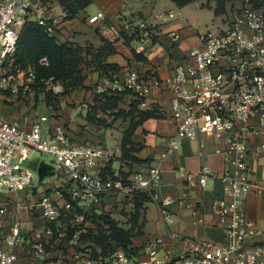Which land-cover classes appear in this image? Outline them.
<instances>
[{
    "label": "built area",
    "instance_id": "built-area-1",
    "mask_svg": "<svg viewBox=\"0 0 264 264\" xmlns=\"http://www.w3.org/2000/svg\"><path fill=\"white\" fill-rule=\"evenodd\" d=\"M52 1L0 0V94L21 98L31 90L33 68L12 70L10 63H5L22 27L30 21L42 25L49 34L60 36L61 17L46 13ZM85 19L111 42L127 32L138 42V51L150 39L147 30L137 31L132 26L138 24L142 28L144 22H106L101 10L88 13ZM169 34L173 41L179 39L177 30ZM199 39L200 45L189 48L174 72L165 77L146 75L131 67L123 78L103 75L93 86L96 94L130 93L143 108L148 107L154 87L169 90V117L175 132L145 171L102 174L99 163L104 148L71 139L58 119L44 128L50 119L48 114H40L32 121L0 116V215L10 214L5 236L10 246L20 241L22 210L31 214L37 206L47 224L45 231L51 233L52 224L60 221L67 210L90 211L91 207L131 200L146 193L156 202L164 221L170 223L169 205L173 199L157 193L161 162L174 153L182 139L194 140L201 134L225 145L227 166L213 175L221 181L222 190L211 201V213L221 227L220 239H191L185 249L174 252L163 244L162 237H156L148 241L142 253L128 251L118 244L102 252L83 245L76 234H71L73 239L59 243L62 250L69 251L63 264H264V230L250 223L244 202L251 191L264 193V180H253L248 167L249 156L264 158V140H252L264 134V0L241 6L223 25L201 32ZM39 63L46 64V57H40ZM34 151L52 157L50 175L57 198L42 194L36 202L23 203L17 193L38 178L36 170L26 162ZM231 152L234 157L229 156ZM36 161L35 168L40 163ZM207 172L204 166L197 176L185 173V179L190 184L204 185ZM10 194L14 197H8ZM11 199L13 210L6 205ZM192 215L194 224L203 222L195 211ZM44 244L41 239L36 241L27 262L13 248H0V264H39Z\"/></svg>",
    "mask_w": 264,
    "mask_h": 264
},
{
    "label": "crops",
    "instance_id": "crops-1",
    "mask_svg": "<svg viewBox=\"0 0 264 264\" xmlns=\"http://www.w3.org/2000/svg\"><path fill=\"white\" fill-rule=\"evenodd\" d=\"M193 3H197L200 8L204 6L202 0H193L182 6L176 5L173 0H93L73 18L61 17V11L55 7V2L46 11L47 14H58L61 17L60 36L62 34L68 36L70 40L78 42L87 49L85 53L87 62L83 64L82 70L83 83L68 93V101L76 103L77 106L75 108L64 107L65 99L63 98L58 108H50V114L57 115V118L50 117L47 124L52 125L54 120L58 119L65 124L66 128L68 127L67 132L71 139L101 145L104 148V156L100 159L99 171L102 174L127 175L134 171H145L165 148L168 137L175 132V126L169 117L170 92L166 87L153 88L148 99V107H140L132 94L123 93L115 106L105 108L107 97L96 94L93 91V83L106 75L105 73L123 78L131 67L138 68L146 75L154 74L158 77L173 73L176 64L187 50L200 45L199 34L201 32L191 26L195 23L194 21L200 24V20L195 18L196 8L191 7ZM187 6L190 7L187 8ZM97 10L105 13L106 22L119 20L129 23L151 22L159 24V30L154 40L149 39L140 51H138V42L124 34L126 38L122 35L111 42L114 48L112 53L95 59L91 53L104 46V38L94 25L86 22L85 15ZM212 13L217 15L214 11ZM174 29L180 35L177 41H173L169 34ZM134 51L142 55V59L136 58ZM88 105L96 111V115L108 112L114 120L112 125L110 126L111 122L102 125L103 120L92 122L90 121L93 120L92 115L88 116L90 120L85 119L84 115ZM79 110L81 114L76 115ZM117 110L121 111V115L114 114ZM82 121L84 130L77 126ZM129 127H131L130 143L126 146L132 149L124 154L122 137ZM252 140H264V134L254 139L252 137ZM224 149L225 145L222 141L200 134L194 140L182 139L174 153L163 159L161 183L157 193L159 196L169 195L173 199L169 205L172 221L170 223L164 221L154 200L145 201L141 213L140 233L132 238L133 243L138 246V252H144L148 241L156 237H162L163 244L174 252L185 249L191 239L217 240L221 238V227L215 222L211 213V201L221 194L222 183L218 178H213V175L220 174L227 166ZM234 155V152L229 154L230 157ZM204 166L208 169V177L204 185L190 184L186 181L185 173L197 176L202 173ZM248 167L253 180H264V158L249 156ZM49 178L53 179L51 175ZM48 180L47 178L46 182ZM48 185L47 183V187ZM53 185L50 183L49 189L45 191L36 189V193L28 197L27 203L36 202L42 194H48L56 199ZM8 197L12 198L14 195L10 194ZM244 202L250 223L264 230V193L251 191L245 197ZM6 205L10 210L14 209L12 199ZM121 207V202L111 201L103 207H91L89 210L97 214H104L107 211L109 215L113 211H119ZM192 211L203 217L202 223L192 222L194 218ZM9 220L10 214L0 215V248H13L27 262L30 253L34 250V244L41 239L45 241V244L43 252L38 256L39 264L64 263L69 251L62 250L59 243L62 240L73 239L68 233L70 226L66 221L60 220L53 223L51 226L53 231L48 233L45 231L47 224L40 215L39 206L31 214L23 209L20 241L10 246L5 239L9 232ZM57 230L61 234L57 233Z\"/></svg>",
    "mask_w": 264,
    "mask_h": 264
},
{
    "label": "trees",
    "instance_id": "trees-1",
    "mask_svg": "<svg viewBox=\"0 0 264 264\" xmlns=\"http://www.w3.org/2000/svg\"><path fill=\"white\" fill-rule=\"evenodd\" d=\"M58 3L64 8L66 14L63 18H73L79 11L83 10L93 0H57ZM178 6H182L193 0H173ZM226 0H216L213 7L215 14L224 12ZM260 1V0H259ZM255 3H258V1ZM154 40V36L152 37ZM104 46L96 52L91 53L92 57L99 59L105 57L114 51L111 41L103 39ZM100 52V53H99ZM102 52V53H101ZM85 53L87 49L82 48L79 44L72 41H58L55 35L49 34L42 25L30 21L25 24L16 40L14 51L8 56L5 64L9 65L12 70L15 68L26 69L32 67L35 72L34 83L31 84L30 89L44 93V101L47 106L53 109L58 108L61 98L72 91L74 88L82 85L83 83V64H86ZM45 56L47 59L46 64L39 63L40 57ZM134 56L142 59V55L134 51ZM106 75H110L105 73ZM48 83H60L63 89L59 92H53L52 89H46ZM107 97L105 101V108L115 106L116 101L120 99V94H101ZM137 102V100H135ZM109 103V104H108ZM138 103V102H137ZM116 116L121 115V111L114 112ZM149 115V113H147ZM131 127L125 130L122 137V151L127 154L132 147L126 146L130 143L129 135ZM151 197L146 193H139L134 198V219L132 225L128 227H121L117 225L113 218L107 217L108 214H98L102 219V223L106 222L108 226L104 229L108 231L106 235L103 234L100 226L103 224L97 223V229L101 245L106 241V237H113L128 251H137L138 246L133 243V237L140 233V226L142 219L137 224L138 216L141 214L139 209L143 210V203L150 200ZM89 214L88 212H86ZM94 214V212H93ZM136 229V230H135ZM97 235V234H96Z\"/></svg>",
    "mask_w": 264,
    "mask_h": 264
},
{
    "label": "rangeland",
    "instance_id": "rangeland-1",
    "mask_svg": "<svg viewBox=\"0 0 264 264\" xmlns=\"http://www.w3.org/2000/svg\"><path fill=\"white\" fill-rule=\"evenodd\" d=\"M255 1L259 2V0H226L224 12L219 13L221 16L220 15L215 16L212 13L213 12L212 7L215 6L216 0H202V5H204V6L201 8L198 6L197 3H193V4H191V7L196 8L197 13L195 15V18L200 20V24H196V21H194L195 23H192L191 26L196 28L197 31H199V32H204L205 30L213 27L214 25H217V24L223 25L226 21L230 20L233 17L234 13L241 6H244V5L250 4V3H255ZM54 2L56 4L55 7H57L61 11L60 16L64 17V15L66 14V11L58 3L57 0H53L51 5H53ZM188 7H190V6H187V8ZM81 11H79L78 14ZM144 25L145 26H143L142 28H140L138 24H135L132 26L134 28H136L137 31H140L141 29L147 30V32L149 33L150 39L153 36L155 37L157 34V31L159 30V28H158L159 24H156V23L153 24L151 22H144ZM126 35H127V32H126ZM123 36H124V38H126L125 35H123ZM57 39L60 42L72 41L68 38V36H65L63 34L61 36H59ZM72 42L79 44L76 41H72ZM79 45L83 48V46L81 44H79ZM95 83H93L92 87L94 86ZM46 89H52L53 92H59L63 89V87L60 83H48L46 86ZM63 98L65 99L64 107L75 108L77 106L76 103H72V102L68 101L69 100L68 99L69 94H66L65 96H63L61 98V100ZM45 105L46 104L44 101V93L42 91L35 92L33 90H30L28 93H26V95L24 97H21V98L0 94V116L4 117V118H10L11 116H18V117H22V118L25 117L28 120L32 121L41 113L48 114L52 118H57V115L50 114V112H51L50 108L51 107H49L47 105L45 106ZM90 108L91 107H89V105H88L87 106V112H86L87 116H86V114L84 115L85 119L90 120L88 116L92 115L93 120H90V121L96 122L97 120L98 121L103 120L102 125L107 123V122H111L110 126L112 125L114 120L112 119V116L108 112H105L104 114L102 113L100 115H96V111H94L93 108H91V109ZM79 114H81L80 110L78 112H76V115H79ZM84 116L82 115V117H84ZM82 119H84V118H82ZM46 125H47V122L44 123V125H43L44 128ZM64 126H65V124H64ZM77 126L82 130L85 129L83 121L81 122V124L78 123ZM65 128H66V126H65ZM66 130H68V127L66 128ZM34 160L35 161L38 160V161H36L37 163L46 162V163L51 164L52 157L42 155L39 152L34 151L31 155V158L28 159L26 162L30 163L31 166H33V168L36 170L37 167L35 168L36 163ZM49 175H50V173H48V175L46 176L49 179L47 182H46V178H44L42 181H38V178L35 179L33 181L32 185L27 187L24 191L20 192L19 199L23 203H27L28 197L30 198L32 196V193L35 194L36 189H37V191H40L41 189H43L42 191L49 189L50 183L53 185V181L49 178ZM47 183L49 184L48 187H47ZM134 198L131 200L124 199V201L121 202L122 207L120 209H118L119 211H116V212L113 211L112 214L108 215L107 217L113 218L116 221L117 225H119L121 227H128V226L132 225L133 219H134ZM139 211H140V213H142V209H139ZM86 212H88L89 214H87ZM59 220L66 221L70 226V227H68V233L76 234L79 237L80 241H82L83 245H87V244L90 245L91 249L94 251H95V249H98V250H101L102 252H106L108 249L111 248V246L116 245L118 242L113 237H106V241L102 243L104 245H101L100 240H99L100 237L98 234L97 223L98 224L102 223V219L100 217H98L97 213L93 214L92 211L83 212L81 209H76V212L70 213V211L67 210L66 214L61 215ZM137 221H138L137 224H139L141 221V214L138 216ZM102 224H103V226L102 227L100 226L99 228H101L103 234L106 235L108 233V231L104 228H106L108 226V224L106 222H104ZM95 237L96 238L99 237V239H95Z\"/></svg>",
    "mask_w": 264,
    "mask_h": 264
},
{
    "label": "water",
    "instance_id": "water-1",
    "mask_svg": "<svg viewBox=\"0 0 264 264\" xmlns=\"http://www.w3.org/2000/svg\"><path fill=\"white\" fill-rule=\"evenodd\" d=\"M53 169V165L46 163V162H40L36 168L38 181H41L44 179L48 173H50Z\"/></svg>",
    "mask_w": 264,
    "mask_h": 264
}]
</instances>
